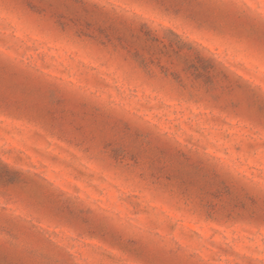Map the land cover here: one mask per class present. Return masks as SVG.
Instances as JSON below:
<instances>
[{"label": "rangeland", "instance_id": "obj_1", "mask_svg": "<svg viewBox=\"0 0 264 264\" xmlns=\"http://www.w3.org/2000/svg\"><path fill=\"white\" fill-rule=\"evenodd\" d=\"M0 264H264V0H0Z\"/></svg>", "mask_w": 264, "mask_h": 264}]
</instances>
